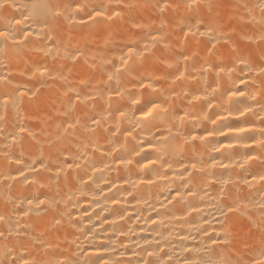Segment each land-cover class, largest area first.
Here are the masks:
<instances>
[{
	"label": "bare ground",
	"instance_id": "6f19581e",
	"mask_svg": "<svg viewBox=\"0 0 264 264\" xmlns=\"http://www.w3.org/2000/svg\"><path fill=\"white\" fill-rule=\"evenodd\" d=\"M68 4L71 9L65 8ZM76 5L81 6L78 13ZM56 11L62 15L56 17ZM95 11L102 15L90 18ZM70 12L75 14L73 23L64 18ZM24 15L32 19L23 20ZM17 19L22 21L20 25L15 23ZM26 26L34 33L28 41L19 47L10 44L0 53V76L6 78L0 80V215L5 217L0 221V264H21L24 260L29 264H86L96 245L109 251L91 259H110L114 264H144L149 260L167 264H261L264 181H253L252 175L264 172V152L251 138L260 140L259 129L264 127V113L259 107L264 105V75L258 71L264 67V0H2L0 30ZM4 43L0 42V47ZM128 47L138 54L127 57ZM77 53L79 58L72 59ZM184 56L189 59L185 61ZM241 61L252 71H239L244 68ZM220 67L226 71L220 72ZM229 68L235 70L228 72ZM141 83L151 86L141 88ZM233 86L245 96L229 101L225 89ZM213 89L217 91L213 93ZM21 91L27 95L21 97ZM5 96L10 101L7 105L2 103ZM194 96L200 99L193 100ZM133 99H139L141 105L133 104ZM148 99L162 105L163 110L151 124L165 135L173 114L185 113L188 118L183 131L189 136L206 135L214 128L226 131L229 126L253 128L240 134V144H235L231 135L219 134L208 137L207 144L195 142L196 153L203 154L206 172L209 156L224 164L231 162L228 169H210L214 178L227 177L230 183L201 185V189L207 187L210 196L202 201L187 198L186 203L197 205L201 211L185 221L169 219L175 209L169 206L165 210L157 203V198L163 201L162 188L168 181L156 180L151 167L141 169L136 164L158 154L156 148L147 146L150 134L139 128L133 131L131 123ZM245 105L252 111H244ZM117 109L126 111L129 119L118 120ZM91 118L100 124H92ZM213 119L216 125L211 123ZM69 123L74 127L69 128ZM20 127L27 131L20 133ZM124 131H133L137 139L125 137ZM230 142L233 148L212 150L213 145ZM141 143L144 150L132 157L133 164L124 167L116 163L119 158L127 159L133 148L140 151ZM152 143L166 145L160 151L167 152L164 159L176 168L177 162L186 161L192 153L191 143L181 137ZM244 143L253 145L256 159H245ZM181 144L183 150L173 151ZM37 160L47 170L36 164L38 171H29L27 166ZM67 163L74 167L67 169ZM104 163L111 169L104 174L112 181H135L143 176L154 183L137 185L136 199L128 196L127 201L120 187L104 186L101 194L96 188L97 183L102 184L101 174L93 175L91 169ZM60 168L64 171L57 177ZM85 172L92 179L81 195L78 178ZM168 175L171 179L170 171ZM13 176L17 179H11ZM180 184V180L172 181L173 188ZM33 198L62 202L29 210L26 202ZM111 198L121 199V204L112 205ZM141 198L159 212L137 205ZM227 205L236 206L237 211L227 213ZM121 209L128 214L119 223L123 236L118 234L117 225L103 223L113 220ZM66 212H71V221L62 215ZM57 219L60 224L55 223ZM151 220L157 223L153 225ZM225 229L227 241L213 246L211 239L223 240ZM149 252L158 255L149 257Z\"/></svg>",
	"mask_w": 264,
	"mask_h": 264
},
{
	"label": "snow or ice",
	"instance_id": "6c2138e0",
	"mask_svg": "<svg viewBox=\"0 0 264 264\" xmlns=\"http://www.w3.org/2000/svg\"><path fill=\"white\" fill-rule=\"evenodd\" d=\"M0 6H2V0H0ZM80 5H76V12L78 13L80 10ZM65 8L67 9H71L72 5L68 4L65 5ZM56 17H59L62 15V13L60 11H56L54 14ZM102 13L100 11H95L94 12V16H90V18H95L96 16H101ZM65 20L69 21L70 23L75 22V14L70 12L69 15L64 17ZM29 19H32L31 17L24 15L23 16V20L27 21ZM15 23L17 25H20L22 23L21 20L17 19L15 21ZM33 23H37L36 20L33 19ZM28 27L30 26H26V27H21L19 29H4V30H0V42H6L3 44L2 47H0V53H3L6 48L11 44V45H15V46H22L24 43H26L28 41V39L34 34L33 32L28 30ZM36 35H40L41 33H35ZM205 33L201 32L200 35H204ZM48 39L51 40L52 36L49 35ZM156 37H153V40H155ZM51 51V49H49V52ZM134 54H138L135 53L134 48L132 47H128L127 49V57H131ZM79 55H81L80 53H77L75 55L72 56V59L77 60L79 58ZM185 61H187L189 59L188 56H184L183 57ZM123 63L126 65L128 63L127 58H125L123 60ZM241 63L244 64V68L239 69V71L243 72L245 70L247 71H252L251 68L248 67V65L246 64V62L241 61ZM218 67V66H217ZM235 69L229 68L227 69L228 72L234 71ZM121 71L120 68L116 69V72L119 73ZM220 72H225L226 69L223 67L219 68ZM259 73L264 75V67H260L258 69ZM6 79L3 76H0V80H4ZM108 79L111 80L113 79V76L110 74L108 76ZM241 83H244L243 80H241ZM151 85L149 84H144L141 83L140 87L141 88H148ZM217 90L213 89L212 92L215 93ZM226 93H227V97L228 100L231 101L233 98L235 97H244L245 96V92L244 91H238L235 86L231 87V88H226L225 89ZM19 95L21 97L27 95L26 92L21 91L19 93ZM79 99V97H77ZM91 97H89L90 99ZM200 97L198 96H194L193 100H199ZM252 100L254 102H256V98L252 97ZM9 97L5 96L3 98V105H7L9 103ZM14 104L16 103V101H12ZM133 104L136 105H141V101L139 99H133L132 100ZM258 103V102H257ZM208 106L212 107L211 103L208 102ZM260 107V112L264 113V105H259ZM140 111V116L137 117L136 119L132 120L131 123L133 124V131L137 128L141 129L142 131H147L150 135L147 138V146L149 148H156L157 150V156L156 158H145L146 162L141 163L139 160L136 161V164L139 168L141 169H148V168H152L153 171V176L155 177L156 180H163V181H168V184L166 187L162 188V195H163V201L159 200V198H157V203H159L160 208H163L165 210H167L169 208V206H172L175 210L172 212L171 216H169V219L181 222V221H185L188 217L191 216L192 213H199L201 211V209L194 204H190V203H186L187 198H193L195 199L196 197H199V200H204L205 197L210 196V193L207 191V187H203V189H201V185H207L210 183H218L221 186L229 184L230 180L229 178L225 177L223 179H216L212 176V173L210 171L211 168L213 167H221V168H225L228 169L231 166V162L229 164H224L221 161H218L214 158H212L211 156H209V160H210V165H207V172H206V168L203 166L205 165V161L203 159V154H197L195 151V142L197 140L203 142L204 144L208 143V137L214 136V135H221V136H232V140L235 142V144H240L243 142V137L240 135L241 133H247L249 131H252L253 128H247V127H228L226 131H220L219 129H213L212 131H207L206 135H197V134H191L186 135L183 131V124L184 121L188 118V114L185 113V115H178V114H173L172 116V124L170 127H168L166 129L167 131V135L164 134V132L157 127V125L155 124H151L152 119L154 118V116L162 111V105L160 102H157L154 99H148L145 100L142 104V106L138 109ZM239 111V110H238ZM244 111L247 112H251L252 108L245 105L244 106ZM118 112V116L117 119L118 120H126L129 119V115L126 111H121L119 109H117ZM244 112H240V116H243ZM217 119H219V117H217ZM92 120V124L94 125H99L100 124V120L95 119V118H91ZM179 121V123H176V121ZM165 123H167V121H165ZM211 123L213 125H216L217 121L215 119L211 120ZM261 123L264 124V119L261 120ZM151 124V127H149V125ZM68 127H74V125H72L71 123L68 124ZM152 128H156V132H152ZM173 129H175V131H173ZM119 130V129H118ZM27 131V129H25L24 127H20L19 128V132L20 133H25ZM133 131H124L123 135L125 137H132L133 139H137V137L133 136ZM259 132L261 134V139L260 140H255L253 139V145H256L260 148V150L262 152H264V127H261L259 129ZM177 137H181L183 139L184 142L186 143H191L192 145V153L191 155L186 159V161L184 162H177L179 164V167L176 168L173 166V163L167 161L164 159V157L167 155V152H161L160 149L161 148H165L166 145L165 144H161L159 147H157V145L153 144L152 141L153 140H157V141H168L169 139L175 140V138ZM15 138V137H14ZM253 145H249L247 143H244V149H245V159L247 160H254L256 159V157L254 155H252L253 152ZM140 147V151H135V149L133 148L131 151V155L127 158H119L116 163H118L119 165H122L124 167H127L128 165L133 164V158L132 157H138L141 155V152L144 150L143 147V143H141L139 145ZM234 144L232 142L228 143V144H218V145H213L212 150L213 151H218L219 148H233ZM184 149V144H181L179 146V148H173V151H181ZM125 151L127 152L128 150L125 149ZM108 155H111V153H108ZM67 159V158H65ZM17 163H19V161H17ZM38 164L39 165V169H43V170H47V166L42 163L41 161H33V164L28 165V170L29 171H38V169L36 167H34V165ZM159 166V169H167L166 171H160L156 168V166ZM240 167H243L244 165H239ZM74 167V165L72 163H67L66 164V168L67 169H72ZM76 167H79V165H76ZM111 171L109 164L104 163L103 167H92L91 172L93 175H95L96 173H100V179L102 181L101 183H97L96 188L99 189L100 193L103 194L104 192V186H108L110 189L111 188H117L120 187L123 190V200L127 201V197L128 196H132L133 199H136V193L139 192V188L137 187V185H152L154 183L153 179H146L143 176H140L137 180L133 181L130 179H118L117 181H112L110 180V178L105 175V171ZM64 171L63 168H60L57 170L56 172V176L59 177L61 172ZM169 171L171 172V179H169ZM200 174V175H197ZM24 173L20 172V176H23ZM5 179H8V177H5ZM11 179L15 180L17 179V177L13 176L11 177ZM92 179L91 175H88L87 172H85L84 176H80L78 178V184L80 186L81 189V195H84L85 193L82 191V189L84 188L85 185H87L88 181ZM259 179L260 181H264V172L258 174V175H252V180L255 181ZM175 180H180L181 184L179 187L177 188H173L172 186V181ZM244 183H249L248 180H245ZM129 186V187H124V186ZM129 188L135 190V191H130ZM201 191L203 192V194H201ZM221 191L224 192L223 187L221 188ZM226 195V192H225ZM93 198L94 199H98V197L95 196V193H93ZM68 199L71 200L72 197L71 195L68 196ZM223 199V197L221 198ZM62 201H56L53 199H28L27 200V207L29 210H31L32 208H40L42 205H47L48 207H55L57 203H60ZM110 203L112 205H119L121 204V199L119 198H111L110 199ZM137 205L140 204H144L147 205L148 207L152 208L153 211H157L159 212V209L154 207L149 200H144V199H137L136 200ZM227 213H234L237 211V207L233 206V205H227ZM66 214L69 218V221L72 220V215L71 212H66V213H62V215ZM220 214L223 216L225 215V212L222 210L220 212ZM128 214L126 209H121V213L116 216L113 220L111 221H103V223H110L112 225H117V231L118 234L123 236L125 235V233L120 230L119 228V223L122 221H125L127 218ZM146 221L150 219V217L145 218ZM5 217L0 215V221H4ZM56 224H60L61 220L57 219L55 221ZM151 223L154 225L157 223L156 220H151ZM81 231L83 230L82 228L80 229ZM129 231H131V229H129ZM0 235H3L2 232H0ZM187 237H184V239H186ZM228 238V231L227 229H225L224 232V239L220 240V239H211V244L213 246H216L218 244L221 243H225L227 241ZM113 245L116 244V241L113 240L111 242ZM109 251L108 248H103L101 249L99 245L95 246V250L91 253H89V259L86 262V264H114V262L110 259H104V258H100V259H91V257L94 256H100L101 253H107ZM154 255H158L157 253L154 252H149L148 256L152 257ZM169 262L171 260V257L168 258ZM21 264H29V261L24 260L21 262ZM78 264V262H77ZM144 264H167V262L164 261H145ZM185 264H188V262L186 261ZM219 264H224V261H220ZM261 264H264V261L261 262Z\"/></svg>",
	"mask_w": 264,
	"mask_h": 264
},
{
	"label": "clouds",
	"instance_id": "9594fccd",
	"mask_svg": "<svg viewBox=\"0 0 264 264\" xmlns=\"http://www.w3.org/2000/svg\"><path fill=\"white\" fill-rule=\"evenodd\" d=\"M224 264H226V262H224Z\"/></svg>",
	"mask_w": 264,
	"mask_h": 264
}]
</instances>
